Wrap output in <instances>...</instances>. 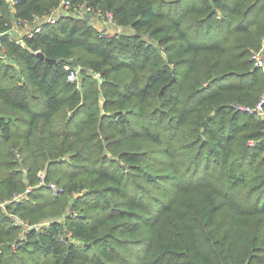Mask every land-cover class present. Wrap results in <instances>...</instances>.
<instances>
[{
	"label": "trees",
	"instance_id": "1",
	"mask_svg": "<svg viewBox=\"0 0 264 264\" xmlns=\"http://www.w3.org/2000/svg\"><path fill=\"white\" fill-rule=\"evenodd\" d=\"M69 1L0 39V264H264V0Z\"/></svg>",
	"mask_w": 264,
	"mask_h": 264
},
{
	"label": "built area",
	"instance_id": "2",
	"mask_svg": "<svg viewBox=\"0 0 264 264\" xmlns=\"http://www.w3.org/2000/svg\"><path fill=\"white\" fill-rule=\"evenodd\" d=\"M5 1L11 7H13L17 0H5ZM70 6H71V3L69 0H61L60 5L56 8H54L50 14L45 15L42 18H40L38 15H35L34 22H36V24L34 26H32V25L30 26V23L26 19H18L17 25L22 27V28L25 27V32H24L25 35H28V36L33 35L35 32H38L41 29V25H40L41 19L49 21V22H56L59 15L62 12H64L66 8H69ZM77 11L81 15L88 14L89 17L95 16V17H98L99 19H103L106 22H110L111 24L114 25V23L112 21V14L109 11L102 12L100 9H95L92 6L85 4V3L80 4L77 8ZM102 27H99V28L107 34H110V33L114 32L116 29H118V28H115V30L109 31L106 28L104 29ZM18 40H21V38H19ZM263 51H264V38L262 40L261 47L257 51L253 52V54H252V58L255 60V65L261 67L264 70V57L262 55ZM77 72H78V68L70 70V72L67 75V78L69 80H74L75 78H77ZM263 106H264V90L260 94V96H259V98H258V100L254 106H251V107L250 106H239V107H241L242 109L247 110L249 112L255 113L256 115L260 116L264 120ZM253 143H254L253 140L249 141V144H253ZM39 175L41 177V180H40V183H41L42 177H43V172H40ZM50 187L54 193L61 190V187L57 186L55 183H50ZM28 190H29V188H27L26 191H28ZM19 197H21V196H19ZM16 220L18 223L23 224L24 230H31L30 227L32 225L25 224L19 218H16ZM40 224H43V223H40ZM40 224H37L35 226H39Z\"/></svg>",
	"mask_w": 264,
	"mask_h": 264
},
{
	"label": "water",
	"instance_id": "3",
	"mask_svg": "<svg viewBox=\"0 0 264 264\" xmlns=\"http://www.w3.org/2000/svg\"><path fill=\"white\" fill-rule=\"evenodd\" d=\"M85 17L88 18V14H85ZM17 24L16 22H14L13 24V27L8 30L7 32H0V39L2 38V36H4L5 34H11L12 36H14L15 38L19 39V38H22L24 33H18V28H17ZM37 55L40 56L41 58H44L47 62H50V63H55V62H58L60 61L62 58H49V57H46L44 56V54L42 52H37ZM75 64V62H73ZM42 224H40L39 226H35V225H32L30 227V229H34V228H37V227H40Z\"/></svg>",
	"mask_w": 264,
	"mask_h": 264
},
{
	"label": "rangeland",
	"instance_id": "4",
	"mask_svg": "<svg viewBox=\"0 0 264 264\" xmlns=\"http://www.w3.org/2000/svg\"><path fill=\"white\" fill-rule=\"evenodd\" d=\"M97 26L102 27V26H106L107 29L110 30H115L116 26L111 24L110 22H106L103 19H100V21H97Z\"/></svg>",
	"mask_w": 264,
	"mask_h": 264
},
{
	"label": "crops",
	"instance_id": "5",
	"mask_svg": "<svg viewBox=\"0 0 264 264\" xmlns=\"http://www.w3.org/2000/svg\"><path fill=\"white\" fill-rule=\"evenodd\" d=\"M91 18V21H92V23L94 24V25H96L97 26V21H100V19L98 18V17H95V16H91L90 17ZM17 28H18V33L20 34V33H24L25 32V27H20V26H17ZM102 28H106L107 29V27L106 26H103ZM108 30V29H107Z\"/></svg>",
	"mask_w": 264,
	"mask_h": 264
}]
</instances>
